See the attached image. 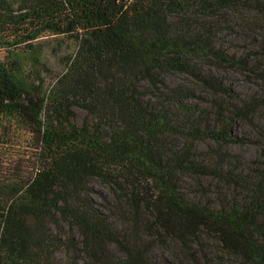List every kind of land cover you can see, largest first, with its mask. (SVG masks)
I'll return each instance as SVG.
<instances>
[{
  "label": "trees",
  "instance_id": "16d2710c",
  "mask_svg": "<svg viewBox=\"0 0 264 264\" xmlns=\"http://www.w3.org/2000/svg\"><path fill=\"white\" fill-rule=\"evenodd\" d=\"M196 7L207 15L188 13ZM224 12L246 18L216 22ZM228 30L246 41L239 53ZM47 32L77 49L44 90L37 41ZM0 48V134L21 126L35 143L30 174L0 181V264H156L159 240L192 251L202 235L264 264V0H0ZM200 58L247 70L260 89L237 93ZM172 71L194 75L208 104L168 83ZM231 143L259 153L244 159ZM185 174L216 179L219 199L186 196ZM91 178L125 193L122 227Z\"/></svg>",
  "mask_w": 264,
  "mask_h": 264
},
{
  "label": "rangeland",
  "instance_id": "374dc122",
  "mask_svg": "<svg viewBox=\"0 0 264 264\" xmlns=\"http://www.w3.org/2000/svg\"><path fill=\"white\" fill-rule=\"evenodd\" d=\"M188 13L194 16L202 17L207 15L206 11L199 7L188 9ZM246 16L236 15L231 12L218 13L214 20L220 24L230 23L233 27H238ZM227 30V29H226ZM225 31V29L223 30ZM239 32L228 30L224 40L229 51L239 53L241 48L245 46V40L241 39ZM37 42L42 45V62L38 66L40 77L43 80V89L49 90L67 69L69 57L74 56L77 44L72 36L54 35L44 33ZM6 51L0 48V60L5 57ZM197 67L206 71L209 70L228 84L233 90L241 95H247L253 91H257L259 83L255 76L247 70H240L235 67H224L209 58H200L196 61ZM218 64V65H217ZM219 66V67H217ZM166 81L170 84H182L193 89L194 97L189 98L196 104L202 106L208 104L210 92L204 88L194 75L183 72H168L165 75ZM85 117L82 110L76 109L74 120L80 123ZM0 121V128L1 127ZM240 131L246 136L251 133L246 124L240 125ZM175 141H183L180 137L173 136ZM209 141H200L198 147H208ZM231 153L238 154L244 159L257 157L259 151L254 143L228 144L225 148ZM35 155V143L29 132L21 126H12L8 133L0 134V181L8 179H19L28 176L32 171ZM90 185L93 187V195L103 204H110L113 224L116 227H122L125 224V210L123 203L119 201L118 195L125 194L115 185L107 180L100 178H91ZM180 182L183 193L194 199L208 200L216 202L219 197L216 193L220 190V184L213 178H200L192 174L180 176ZM124 196V195H123ZM77 235V231L73 229ZM192 251L185 250L174 241L166 243L158 241L153 248V258L156 264H167L168 260L176 264H254L247 262L241 257L229 253L223 249L221 244L215 238H206L200 236L198 242L194 245ZM193 260V261H192ZM169 261V262H170Z\"/></svg>",
  "mask_w": 264,
  "mask_h": 264
}]
</instances>
